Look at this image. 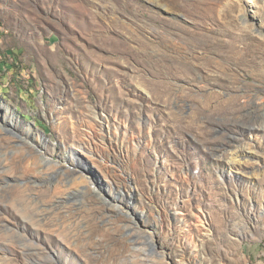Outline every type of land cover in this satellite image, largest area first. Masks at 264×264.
Here are the masks:
<instances>
[{"label": "rangeland", "instance_id": "rangeland-1", "mask_svg": "<svg viewBox=\"0 0 264 264\" xmlns=\"http://www.w3.org/2000/svg\"><path fill=\"white\" fill-rule=\"evenodd\" d=\"M262 31L264 0H0V264H264Z\"/></svg>", "mask_w": 264, "mask_h": 264}, {"label": "bare ground", "instance_id": "bare-ground-1", "mask_svg": "<svg viewBox=\"0 0 264 264\" xmlns=\"http://www.w3.org/2000/svg\"><path fill=\"white\" fill-rule=\"evenodd\" d=\"M161 1V0H160ZM242 1H244V0H242ZM241 0H240V2H242ZM163 2V1H162ZM164 3V2H163ZM166 4V3H165ZM262 32H264V31H262ZM245 98L247 97V98H250L251 99V96L250 95H243ZM263 98H264V96H262ZM249 99V100H250ZM238 100H240V99H238ZM258 106L257 107H259L260 108V110H263L264 109V100H262L259 104H257ZM244 106V105H243ZM244 141L245 140H242L241 142H243L244 143ZM246 142V141H245ZM243 143H242V145H243ZM249 144L250 143H248V142H246V144H245V147L244 146H242L241 145V143L240 144H238V146L237 147H239V149H236L237 147H233V148H231V151H229V152H227V157H230L231 158V160L230 161H232V162H234L233 163V165H238V164H242V162H240V161H237V159H238V157L239 156H243V157H250V156H253V157H255V155L257 154L256 152H254V151H252L251 149H247V147H246V145H248L249 146ZM256 160H258V161H260L261 159H260V157L258 156H256ZM246 161V160H245ZM260 162H262L263 164H262V169L264 168V162L263 161H260ZM259 166V167H260ZM261 167H260V169H261Z\"/></svg>", "mask_w": 264, "mask_h": 264}, {"label": "water", "instance_id": "water-1", "mask_svg": "<svg viewBox=\"0 0 264 264\" xmlns=\"http://www.w3.org/2000/svg\"><path fill=\"white\" fill-rule=\"evenodd\" d=\"M2 112H4L3 110H2ZM32 124V126L33 127H36V125L34 124V123H31ZM43 134H44V132H43ZM71 150L70 151H68V152H73L74 153V155H79V156H81L83 159L85 158L80 152H79V150L78 149H74V147H71L70 148ZM70 156L69 155H66L65 156V159L66 160H68V161H70ZM77 160V162H78V166L82 169V170H84L86 173H88V174H90L91 175V177L94 179V180H97V182H102L103 184H104V186L105 187H107L108 188V186H107V184L105 183V181H103L102 180V178H101V176H100V172L96 169V168H94V167H92L91 166V164L88 162V160H86V158H85V161H86V163L85 164H82L78 159H76ZM101 184V183H100ZM102 186V185H101ZM103 187V186H102ZM120 194L118 193V196H119ZM104 204L105 205H110V203L107 201V200H104Z\"/></svg>", "mask_w": 264, "mask_h": 264}]
</instances>
